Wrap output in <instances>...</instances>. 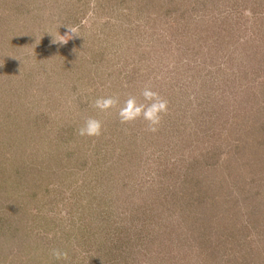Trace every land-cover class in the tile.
Returning a JSON list of instances; mask_svg holds the SVG:
<instances>
[{
	"label": "rangeland",
	"instance_id": "obj_1",
	"mask_svg": "<svg viewBox=\"0 0 264 264\" xmlns=\"http://www.w3.org/2000/svg\"><path fill=\"white\" fill-rule=\"evenodd\" d=\"M0 264H264V0H0Z\"/></svg>",
	"mask_w": 264,
	"mask_h": 264
},
{
	"label": "clouds",
	"instance_id": "obj_2",
	"mask_svg": "<svg viewBox=\"0 0 264 264\" xmlns=\"http://www.w3.org/2000/svg\"><path fill=\"white\" fill-rule=\"evenodd\" d=\"M250 14V13H249ZM68 27L69 34L53 36L51 41L54 44L64 45L68 39L79 36L76 27ZM140 95L144 102H140L134 95H129L127 99L120 105L119 97L107 96L97 98L93 106L101 112H107L109 109H115L118 105L117 116L121 124H131L137 119H143L147 123L146 131L156 132L162 120V116L167 114L168 101L162 98L159 93L153 91L150 86H145ZM80 136L99 137L102 134V122L96 118L89 117L85 120L84 125L77 130ZM51 255L56 260H67V252L59 249H53Z\"/></svg>",
	"mask_w": 264,
	"mask_h": 264
}]
</instances>
